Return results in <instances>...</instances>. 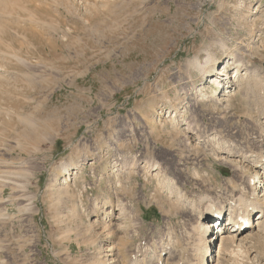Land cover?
I'll list each match as a JSON object with an SVG mask.
<instances>
[{
    "label": "rangeland",
    "instance_id": "obj_1",
    "mask_svg": "<svg viewBox=\"0 0 264 264\" xmlns=\"http://www.w3.org/2000/svg\"><path fill=\"white\" fill-rule=\"evenodd\" d=\"M263 12L264 0H0V264H156L167 250L171 264L192 263L205 196L219 202L236 179L216 154L246 153L264 137ZM231 54L257 73L227 108L201 96L214 85L197 62ZM179 112L188 143L174 128ZM120 158L133 170L115 189ZM66 164L78 168L68 186ZM114 203L125 208L119 233L94 221ZM256 244L255 258L224 252L221 264H264Z\"/></svg>",
    "mask_w": 264,
    "mask_h": 264
},
{
    "label": "bare ground",
    "instance_id": "obj_2",
    "mask_svg": "<svg viewBox=\"0 0 264 264\" xmlns=\"http://www.w3.org/2000/svg\"><path fill=\"white\" fill-rule=\"evenodd\" d=\"M146 2V1H145ZM108 3V2H107ZM118 3V2H117ZM131 5V4H129ZM258 5V4H257ZM117 6V5H115ZM139 6V5H138ZM114 7V6H113ZM133 7V6H132ZM110 8V7H108ZM259 9V8H258ZM126 12V11H125ZM128 12V11H127ZM262 11H260L261 13ZM254 13V12H253ZM247 14V13H246ZM257 13L255 12V15ZM264 14V12H263ZM258 15L263 16L261 14L258 13ZM257 16V15H256ZM249 20V19H248ZM262 21L264 23V16L262 17ZM260 22V21H259ZM83 24H85L84 22H82ZM247 23V22H246ZM241 25V24H240ZM245 25V24H244ZM261 25V24H260ZM247 26V25H246ZM240 27V26H239ZM262 27V25H261ZM251 29V28H250ZM258 29V28H257ZM253 30V29H252ZM253 32V31H252ZM249 36V35H248ZM243 37V36H242ZM249 38V37H248ZM263 38V37H262ZM250 39V38H249ZM263 41V40H262ZM222 42V41H221ZM244 42V41H243ZM224 43V42H223ZM242 43V42H241ZM253 44V43H252ZM251 44V45H252ZM224 45V44H223ZM239 45V44H238ZM244 45V44H243ZM233 46V45H232ZM237 46V45H236ZM261 46V45H260ZM262 47V46H261ZM234 48V47H233ZM244 49V47H242ZM222 49V48H221ZM224 49V48H223ZM227 49V48H226ZM239 49V48H238ZM242 49V50H243ZM235 50V49H234ZM255 50V49H254ZM210 51V50H209ZM250 53V52H249ZM260 54V53H259ZM222 55V54H221ZM232 55V54H231ZM252 55V54H251ZM238 56V55H237ZM235 55H232L230 57H226L224 56V59L222 61V63L220 65H216L215 62L211 63L210 60V55H208L205 59V61L203 60V63L200 64L199 62H197L198 67H200V71L201 74L203 76H206V79L208 80V83H211L212 85H214V88L212 89V94L210 95H206L204 93H201V96L210 98L213 100H215L216 102H218V104H220L221 106H226L227 103L230 101L231 96L233 95V93L236 90V87H239L241 85V82L243 80V78L247 79V77L252 76L253 74H255V72L257 73V71L255 70V68L253 67H249L247 65V63L241 58V56L237 57ZM213 57V56H212ZM263 57V56H261ZM204 59V58H203ZM196 61V60H195ZM214 61V60H213ZM212 61V62H213ZM25 62V61H24ZM210 62V63H209ZM37 64V63H36ZM196 64V63H195ZM30 65V64H29ZM33 66V65H32ZM40 66V65H39ZM43 67V65H42ZM197 67V66H196ZM56 68V67H55ZM203 68V69H202ZM257 68V67H256ZM197 69V68H196ZM232 69V70H231ZM232 71V73H231ZM259 74V73H258ZM189 79V78H188ZM259 79V78H258ZM189 82V81H188ZM186 84V83H185ZM262 84V83H261ZM188 86V85H187ZM220 87V88H219ZM247 87V86H246ZM264 87V86H263ZM194 89V88H193ZM238 90V89H237ZM194 91V90H193ZM243 91V90H242ZM202 92V91H201ZM249 93V92H248ZM247 93V94H248ZM245 95V94H244ZM186 96V95H185ZM191 97V96H190ZM203 97V98H204ZM201 98V97H200ZM197 102V101H196ZM207 102V101H206ZM215 102V103H216ZM175 104V103H174ZM195 104V103H194ZM205 104V103H204ZM213 105V104H212ZM228 108V106H226ZM186 108V107H185ZM184 111V110H183ZM201 111V109H200ZM264 111V110H263ZM178 112V111H177ZM4 113V110H3ZM181 112L178 113V115L175 116L174 118V125L176 127V129H179L181 131L186 132H190V126L188 124V122H186L185 120H180L179 119V115ZM1 115V114H0ZM4 117V116H3ZM166 117V116H165ZM181 117H183L181 115ZM180 117V118H181ZM190 117V116H188ZM171 119V117H169ZM165 120V119H164ZM172 120V119H171ZM169 121V120H168ZM173 121V120H172ZM166 122V121H164ZM172 125V124H171ZM191 125V124H190ZM162 126V125H161ZM159 126V128H164ZM170 127V126H169ZM173 128V129H174ZM193 129V128H192ZM171 130V128L169 129ZM151 131V130H150ZM261 131V130H258ZM149 132V131H148ZM194 132V131H193ZM264 132V131H263ZM260 133V132H259ZM173 134V133H172ZM175 134V133H174ZM177 134V133H176ZM181 134V133H179ZM197 134V133H196ZM264 134V133H263ZM261 135V134H260ZM145 136V135H144ZM183 136L186 137V143L190 142V140H193V135H188L183 134ZM196 136V135H195ZM257 136V135H255ZM254 136V137H255ZM198 137V136H197ZM192 138V139H191ZM207 138H215L214 137H207ZM260 138V137H259ZM198 139V138H197ZM200 139V138H199ZM147 140V138H146ZM207 140V139H206ZM254 140V139H253ZM194 142V141H193ZM208 142V141H207ZM256 142V141H255ZM211 143V142H210ZM223 143V142H222ZM213 145L214 144H210ZM252 145V144H251ZM217 146V145H216ZM254 146V145H253ZM141 148V147H140ZM215 148V147H213ZM218 148V147H217ZM115 149V148H114ZM119 150V149H118ZM143 150V149H142ZM244 150V149H243ZM247 152L246 153H242L240 155H237L235 153H231L225 150H222L220 153L216 154L218 155V160L222 161V163L225 161L227 162L232 168V176H236V179H232V177H227V180L229 181L230 185H229V191L227 192L228 194L219 202L215 203L212 200V197H208L205 196V198L207 200H205L204 202H202L203 205V210L198 214L197 216V223L192 227V230L194 229L195 231V243H197L196 245H198V248L195 249V254L193 255L194 257V261H191L192 263L190 264H221V261H224L222 259H224L223 254L224 252L230 253V255H234L235 257H237L240 254H245V255H249L250 251L252 250V252H254L255 249H253V247L255 246V243H257L256 245H258V242H264V237L259 236L260 234L264 233V137L260 138L258 141V145L253 147V148H247ZM115 152V151H114ZM93 153V152H92ZM140 153V152H139ZM138 153V154H139ZM142 153V152H141ZM140 153V154H141ZM81 154V152L79 153ZM120 155V154H119ZM214 155V154H213ZM104 156V155H103ZM128 156V155H127ZM134 156V155H133ZM146 156V155H145ZM144 156V157H145ZM82 157V156H81ZM124 157V156H123ZM143 157V156H142ZM148 157V156H147ZM80 158V157H79ZM148 159V158H147ZM69 161V160H68ZM133 161V160H132ZM137 161V160H136ZM6 162V161H5ZM11 162V161H10ZM92 163V162H91ZM139 163V162H138ZM14 164V163H13ZM60 164V163H59ZM74 164V163H73ZM227 164V165H228ZM65 165V164H63ZM111 165V164H110ZM135 165V164H134ZM137 165V163H136ZM2 166V165H0ZM90 167V166H89ZM60 168V167H59ZM132 165L127 166V163L124 159L120 158L119 160H116L113 163L112 166V175H114L117 178V184L115 185V189H117L118 187V182H120V175H125V173H127L128 171H131L133 169ZM140 168L146 169L149 172L153 173L154 175H157L159 173V168L158 165L156 163H150L149 160H142L140 162ZM250 168V171L249 169ZM142 169V170H143ZM252 169V171H251ZM63 170V177H62V182L63 184H67L66 186H68V182L71 181L72 179H75L78 175V168L77 167H70L68 168L67 164L66 166L62 167ZM4 171V170H3ZM7 171V170H6ZM105 171V170H104ZM135 171V170H134ZM147 171V172H148ZM164 172V171H162ZM161 172V173H162ZM133 173V171L131 172ZM135 173V172H134ZM137 173V172H136ZM150 173V174H151ZM195 173V172H194ZM91 174V173H90ZM107 174V173H106ZM149 174V173H148ZM167 174V173H166ZM165 174V175H166ZM83 175V174H81ZM123 175V176H124ZM128 175V174H127ZM147 175V174H146ZM153 176V174H151ZM150 176V175H149ZM170 176V175H169ZM198 176V175H197ZM125 177V176H124ZM157 177V176H156ZM155 177V178H156ZM195 177V176H194ZM114 178V177H113ZM128 178V177H126ZM161 178V177H160ZM163 178V177H162ZM169 178V177H168ZM171 178V177H170ZM77 179V178H76ZM75 179V181H76ZM125 179V178H122ZM173 179V178H172ZM171 179V180H172ZM159 180V179H158ZM165 180V178H164ZM170 180V181H171ZM226 180V179H225ZM123 181V180H122ZM121 181V182H122ZM178 181V180H177ZM89 182V181H88ZM113 182V181H112ZM158 182V181H157ZM160 182V181H159ZM167 182V181H166ZM6 183V180H5ZM4 183V184H5ZM9 183V182H7ZM57 183V182H56ZM72 183V182H71ZM70 183V184H71ZM123 183V182H122ZM120 183V184H122ZM128 183V182H127ZM170 183V182H169ZM169 183L166 184V187H168V189L173 192H175L176 194H179V190H177V188L172 187L171 185H169ZM172 183V181H171ZM73 184V183H72ZM163 184V183H162ZM165 184V182H164ZM163 184V185H164ZM227 184V183H226ZM133 185V184H132ZM222 185V184H221ZM58 186V185H57ZM80 186V185H79ZM114 186V185H113ZM121 185H119L120 187ZM65 187V186H64ZM110 187V186H109ZM123 187V186H121ZM125 187V186H124ZM165 187V185H164ZM163 186H161V188H164ZM165 187V188H166ZM176 188V189H175ZM55 189V186H54ZM58 189V187H57ZM56 189V190H57ZM65 189V188H64ZM126 189V188H124ZM167 189V190H168ZM223 189V188H222ZM226 189V188H224ZM119 190H121V188H119ZM163 190V189H162ZM182 190V189H180ZM80 191V190H79ZM113 191V190H112ZM111 191V192H112ZM159 191V190H158ZM113 193V192H112ZM115 193V192H114ZM153 193V192H152ZM160 193V192H159ZM181 193V192H180ZM189 193V192H188ZM221 193V191H220ZM24 194V193H22ZM104 194V193H103ZM154 194V193H153ZM69 195V194H68ZM75 195V194H74ZM127 195V193H126ZM130 195V194H129ZM171 195V194H170ZM168 193V196H170ZM187 195V194H186ZM24 196V195H23ZM118 196V195H116ZM159 196V195H158ZM178 196V195H176ZM183 197V195H181ZM189 196V195H187ZM186 196V197H187ZM197 196V195H196ZM171 197V196H170ZM185 197V196H184ZM190 197V196H189ZM76 198V197H75ZM110 198V197H109ZM117 198V197H116ZM119 198H124L119 197ZM172 198V197H171ZM180 198V197H179ZM178 198V199H179ZM192 198V197H191ZM1 199V198H0ZM21 199V198H20ZM30 199V198H29ZM108 199V198H107ZM166 199V197H165ZM177 199V200H178ZM184 199V198H182ZM2 200V199H1ZM109 200V199H108ZM115 200V199H114ZM173 200V199H172ZM171 200V201H172ZM186 201L190 202V198L185 199ZM195 200V199H193ZM95 201V200H94ZM123 201V200H122ZM184 201V200H183ZM182 201V202H183ZM107 202V201H106ZM174 202L175 199H174ZM179 201H177L178 203ZM180 202V203H182ZM193 202V201H192ZM119 203V201H118ZM171 203V202H170ZM176 203V204H177ZM123 204H125L123 202ZM122 203L118 204H111L109 206L110 210H106L103 208H98V212H94L95 213V218L94 221H98L101 218H107L110 223H112L113 225V229L115 232H120L122 231V227L125 225H121V220H122V216L124 213L123 210V205ZM192 204V203H191ZM28 205V204H27ZM30 205V204H29ZM172 205V204H171ZM178 205V204H177ZM186 205V203L184 204ZM93 207L95 205H92ZM130 206V204H129ZM175 206V205H174ZM98 207V206H96ZM189 207V206H188ZM196 207V206H195ZM28 208V207H27ZM26 208V209H27ZM106 208V207H105ZM129 208V207H128ZM127 208V209H128ZM176 208V207H175ZM186 208V207H185ZM125 209V208H124ZM130 209V208H129ZM197 209V208H196ZM91 210V209H90ZM189 210V209H188ZM126 211V210H125ZM130 211V210H129ZM131 212V211H130ZM188 212V211H187ZM127 213V212H126ZM129 213V212H128ZM189 214V213H188ZM193 214V212H192ZM190 215V214H189ZM223 215H227V218L231 220V223L233 226L238 225L239 228H241L243 226V229L241 230H237L233 231L234 228H231L230 230L226 231V229H224L223 225L220 223L219 225L217 224V221L219 220L220 216ZM1 216V215H0ZM193 219H195L194 215L191 216ZM190 217V218H191ZM130 218V217H129ZM106 220V219H105ZM104 220V221H105ZM129 220V219H128ZM127 221V220H126ZM195 221V220H194ZM92 222V221H91ZM99 222V221H98ZM97 222V224H98ZM102 222V221H101ZM106 222V221H105ZM130 223V222H129ZM93 224V222L91 223ZM95 224V223H94ZM100 224V223H99ZM106 224V223H105ZM134 224V223H132ZM194 224V223H193ZM217 224V226H215ZM96 225V224H95ZM94 225V226H95ZM101 225V224H100ZM104 225V224H103ZM110 225V224H109ZM91 226V225H89ZM105 227V226H103ZM107 228V226H106ZM104 228V229H106ZM109 228V227H108ZM128 228V227H126ZM131 228V227H130ZM100 229H102L100 227ZM125 229V228H124ZM112 230V229H111ZM129 231V229H127ZM135 230V229H134ZM188 230V229H187ZM102 231V230H101ZM108 231V230H107ZM220 231V233H219ZM103 232V231H102ZM114 232V233H115ZM124 232V231H123ZM122 232V233H123ZM131 232V231H130ZM105 233V232H104ZM103 233V234H104ZM99 234V233H98ZM107 234V233H106ZM120 235V234H118ZM124 236V234H122ZM170 235V234H169ZM194 235V234H193ZM264 235V234H263ZM256 236V240L255 237ZM122 237V236H121ZM194 237V236H193ZM123 238V237H122ZM217 238H220L219 244L217 246V249L214 250L213 247H215V241L217 240ZM120 239V238H119ZM126 241V239H124ZM170 240V239H169ZM175 240V239H174ZM171 241V240H170ZM110 242V241H108ZM130 242V239H129ZM141 242V241H140ZM175 242V241H174ZM192 242V243H193ZM126 243V242H124ZM172 243V242H171ZM113 244V243H111ZM139 244V243H138ZM141 244V243H140ZM153 246H155L153 243H151ZM262 244V243H260ZM151 245V246H152ZM192 245V244H191ZM195 245V244H193ZM1 246V245H0ZM101 249L103 248V244L100 245ZM124 246V245H123ZM140 246V245H139ZM164 246V245H163ZM168 246V245H167ZM110 247V246H109ZM192 247V246H191ZM113 248V245L112 247ZM124 248V247H123ZM125 248H127V246L125 245ZM124 248V251H125ZM134 250V248H132ZM156 249V248H153ZM171 249V248H170ZM194 249V248H193ZM106 250V249H105ZM112 250V249H111ZM129 250V249H128ZM127 250V251H128ZM136 250V249H135ZM160 250V249H159ZM184 250V249H183ZM191 250V249H190ZM101 251V250H100ZM104 251V250H103ZM138 251V250H137ZM151 252V250H149ZM161 251V250H160ZM229 251V252H228ZM115 252V251H114ZM113 251L110 253V255L112 256L109 259H113L112 262H116L117 261V253H114ZM136 252V251H135ZM155 252V251H154ZM153 252V253H154ZM130 253V251H129ZM132 253V252H131ZM130 253V255H131ZM138 253V252H137ZM162 253H159L158 256L156 257V264H165L166 261L170 263V257H168L170 254V252L167 250L166 252H164V256H162ZM190 253V252H189ZM188 253V254H189ZM103 254V253H102ZM101 254V255H102ZM136 254V253H135ZM134 254V255H135ZM143 254V253H142ZM187 254V257H188ZM193 254V252H192ZM167 255V256H166ZM237 255V256H236ZM252 255V254H251ZM253 255H257V253ZM132 256V255H131ZM143 256V255H142ZM173 256V255H171ZM229 256V255H228ZM225 257L228 258L229 257ZM106 257V254H105ZM124 257V255H123ZM134 257V256H133ZM168 257V258H167ZM234 257V258H235ZM249 257V256H248ZM259 257V256H257ZM139 258V257H138ZM141 258V257H140ZM167 258V260H166ZM189 258V257H188ZM191 258V257H190ZM231 258V257H230ZM250 258V257H249ZM255 258V257H252ZM250 258V259H252ZM107 259V258H106ZM120 259V258H119ZM124 259V258H123ZM126 259V258H125ZM143 259V258H142ZM227 259V260H228ZM233 259V258H232ZM231 259V260H232ZM236 259V258H235ZM100 260V259H99ZM102 260V259H101ZM108 260V259H107ZM106 260V261H107ZM187 260V259H186ZM259 260V259H258ZM155 261V260H154ZM173 261V260H172ZM189 261V259H188ZM238 260L236 259V262ZM246 261V260H245ZM99 262V261H98ZM134 263L132 264H139L138 260L135 258L134 261H132ZM175 262V259H174ZM173 262V264H174ZM179 262V261H178ZM178 262H176L178 264ZM182 262V261H181ZM184 262V261H183ZM182 262V263H183ZM228 262V261H227ZM224 262V263H227ZM101 263V262H100ZM109 263V262H108ZM152 263V262H151ZM155 263V262H154ZM181 263V264H182ZM223 263V264H224ZM230 263V262H228ZM260 263V262H259ZM110 264V263H109ZM128 264V263H126ZM188 264V263H186ZM240 264V262H239ZM244 264V263H243Z\"/></svg>",
    "mask_w": 264,
    "mask_h": 264
},
{
    "label": "water",
    "instance_id": "obj_3",
    "mask_svg": "<svg viewBox=\"0 0 264 264\" xmlns=\"http://www.w3.org/2000/svg\"><path fill=\"white\" fill-rule=\"evenodd\" d=\"M263 67H264V62H263Z\"/></svg>",
    "mask_w": 264,
    "mask_h": 264
}]
</instances>
